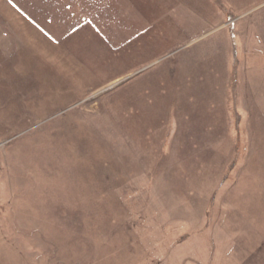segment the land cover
I'll use <instances>...</instances> for the list:
<instances>
[{
  "label": "rangeland",
  "instance_id": "obj_1",
  "mask_svg": "<svg viewBox=\"0 0 264 264\" xmlns=\"http://www.w3.org/2000/svg\"><path fill=\"white\" fill-rule=\"evenodd\" d=\"M0 264H264V0H0Z\"/></svg>",
  "mask_w": 264,
  "mask_h": 264
},
{
  "label": "crops",
  "instance_id": "obj_2",
  "mask_svg": "<svg viewBox=\"0 0 264 264\" xmlns=\"http://www.w3.org/2000/svg\"><path fill=\"white\" fill-rule=\"evenodd\" d=\"M36 21V20H35ZM37 23L41 24L38 20H37Z\"/></svg>",
  "mask_w": 264,
  "mask_h": 264
}]
</instances>
